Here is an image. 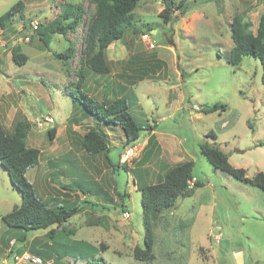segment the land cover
Instances as JSON below:
<instances>
[{
	"label": "rangeland",
	"instance_id": "obj_1",
	"mask_svg": "<svg viewBox=\"0 0 264 264\" xmlns=\"http://www.w3.org/2000/svg\"><path fill=\"white\" fill-rule=\"evenodd\" d=\"M20 1L24 3L22 12L5 22L6 27L0 26V123L12 133L22 118L31 122L27 144L41 155L39 165L29 170L27 178L43 202L56 207L89 200L110 208L88 210L64 224L76 232L74 239L97 248L103 245L106 249L98 248V253L105 264H264V192L215 169L200 148L206 141L216 144L229 156L230 164L244 169L250 179L264 173V146H260L264 144L262 65L259 60L245 58L239 66H232L225 59L233 47L234 18L243 15L256 32L264 0H188L186 14L176 10L173 17L177 21L169 23L159 16L164 0L140 2L134 15L141 32L126 31L123 41L111 44L107 49L110 73L89 72L83 86L87 95L98 101L120 97L119 85L127 88L124 93L132 102L130 112L148 130L141 132L126 163L121 161L126 140L122 128L103 121L98 126L95 116L85 118L83 113H88L70 94L81 97L73 91L79 60L73 61L74 72L68 77L54 57L70 46L79 56L83 54L86 21L66 35H55L50 49L33 28L48 24L71 9L69 5L74 7L72 19L80 6L83 19L88 20L95 4L92 0H0V17ZM145 34L155 42V48L143 41ZM31 35L28 41L26 37ZM15 45L27 56L24 66L12 60ZM154 55L164 65L153 63ZM145 67L152 71L143 80L139 71ZM216 103L226 105L227 110L202 112ZM89 127L108 135L110 162L105 154L90 156L81 147ZM152 127L156 132L153 144L148 141ZM52 128L57 129L53 141L49 140ZM209 132L216 139L208 138ZM188 161L194 162L193 176L204 186L162 213L155 229V260H136L133 251L136 246L143 247L145 233L139 189L162 181L168 169ZM60 185H73L76 191ZM77 187L84 188L86 194ZM124 191L130 198L123 212L117 193ZM61 193L71 194L72 203L62 201ZM53 197L58 200L49 199ZM21 202V193L0 163V264H17L11 251L20 249L23 231L9 228L1 219ZM80 205L87 204L80 201L76 206ZM101 218L105 223L99 225ZM46 232L30 233L27 249L37 241L41 248ZM65 261L84 264L74 256Z\"/></svg>",
	"mask_w": 264,
	"mask_h": 264
},
{
	"label": "trees",
	"instance_id": "obj_2",
	"mask_svg": "<svg viewBox=\"0 0 264 264\" xmlns=\"http://www.w3.org/2000/svg\"><path fill=\"white\" fill-rule=\"evenodd\" d=\"M96 9L94 14L88 19H83V9L78 6V12L72 19L73 6L71 9L65 10L64 13L58 15L54 20L46 25H40L36 32L39 39L43 41L46 48L50 49L52 39L55 35H66L70 30H77L80 22L86 21L87 30L84 32L85 50L81 56L78 55L74 47H68L62 53H55L54 57L61 62L64 74L71 77L73 70L71 68L73 61L79 60L80 69L75 72L77 83L75 86L76 92L81 93V97L70 93L75 102L83 107L85 118L95 116L101 126V121L120 126L125 135V144L123 148L135 146L140 140V134L144 130H148L139 124L130 112L132 107L130 97L124 92L127 91L125 86L119 85L121 96L113 100L103 98L101 101L88 96L83 86L88 83V73L92 72L98 75H108L110 73L109 62L107 58V49L115 42L123 41L126 31L132 30L134 34L140 33V28L137 25L139 21L134 15L135 9L143 0H92ZM24 8L23 2H18L13 5L9 11L0 17V26L6 27L5 22L10 21L12 17L20 14ZM188 8V0H180L175 4L172 0H164V8L159 16L165 23L177 21L173 17L177 10L181 15H185ZM146 24V23H144ZM148 30L150 26L146 24ZM33 29V28H32ZM233 47L225 57L226 61L232 66H239L243 59L253 58L259 60L262 65V82L264 83V14L261 16L256 32L251 30L250 22L245 20V17L236 16L231 25ZM33 36L31 35V38ZM12 60L16 65L24 66L27 62V56L23 54L22 47L15 45L12 50ZM223 57V55H221ZM152 58L153 63L164 65L162 60L155 57ZM151 60V61H152ZM147 64V63H146ZM148 65V64H147ZM159 66V67H160ZM139 71L145 79L149 76L152 69L143 68ZM145 76V77H144ZM130 78V77H129ZM84 91V92H83ZM105 93L107 96L109 92ZM134 98H137L134 97ZM76 108V106H75ZM226 111L227 106L216 103L212 107L203 109V113L210 114L217 111ZM32 124L26 119L19 120L12 133L0 123V163L9 174L12 185L19 190L22 195V202L19 206L2 217L1 221L11 229L22 230L23 234L18 241L21 242V247L18 250L11 251V257L16 253L23 254L29 251L43 258V262L51 261V264H68L65 261L67 256H74L84 264H105L102 257L99 256V249L105 250L103 245L98 248L92 246L85 240L74 239L76 232L74 230L63 227L71 218L83 214L86 211L104 212L110 210L108 206L99 204L93 201L80 200L82 204L76 206L79 200L75 201L72 206L59 205L50 206L48 202H43L37 195L34 185L27 178V172L38 166L40 162V151L36 148H30L27 144L29 133L31 132ZM86 133L82 136L81 147L90 156L105 154L109 159L110 141L108 135L99 132L95 127H89ZM154 130V127L149 128ZM251 129L252 126H251ZM57 134V129L49 130V140L53 141ZM207 137L216 136L209 132ZM150 139L149 142H152ZM148 142V144H149ZM264 146V144H260ZM201 152L207 161L218 170L227 173L236 180L251 184L261 189L264 192V173L258 172L253 178H248L244 169L233 167L229 162V156L216 144L204 142L200 145ZM112 165V164H111ZM113 166V165H112ZM119 168L118 166H113ZM194 162L188 161L177 164L168 169L162 181L141 187L139 191L142 193V208H143V224L145 228L143 247L136 246L133 251V256L136 260L151 263L155 260V229L161 220L163 212L170 211L176 206L178 199L192 196L196 189L204 186V183L197 180L193 176ZM54 183V179H50ZM194 181V183H193ZM193 183V184H192ZM62 189L71 192L76 191L70 186H62ZM84 192V188L77 187ZM102 191V189H99ZM62 201L72 203L71 194L61 193ZM64 195L67 198H64ZM117 195L121 200L120 210L124 212L127 201L130 195L124 192H118ZM50 198L51 200H58ZM104 218L99 219L98 224H104ZM61 227L60 230L52 227ZM46 230V237L41 248H37L38 241L27 249V241L29 234L36 231ZM41 240V241H42ZM11 241V240H10ZM17 243L15 242V245ZM85 259H88L85 261Z\"/></svg>",
	"mask_w": 264,
	"mask_h": 264
},
{
	"label": "built area",
	"instance_id": "obj_3",
	"mask_svg": "<svg viewBox=\"0 0 264 264\" xmlns=\"http://www.w3.org/2000/svg\"><path fill=\"white\" fill-rule=\"evenodd\" d=\"M33 28L36 30L38 28V26H35V27L33 26ZM26 39L28 41H30L31 36H27ZM142 39L152 49L155 48V42L153 40H151V37L148 34L143 35ZM132 154H133V148L132 147L126 148L124 154L121 157V161L123 163H126L129 160V158L132 156ZM124 216L126 218H129L130 215H129V213H125ZM13 259H14L15 263H17V264H26V263L43 264V260L40 256L35 255V254H31L29 252H25L22 255L17 253Z\"/></svg>",
	"mask_w": 264,
	"mask_h": 264
},
{
	"label": "crops",
	"instance_id": "obj_4",
	"mask_svg": "<svg viewBox=\"0 0 264 264\" xmlns=\"http://www.w3.org/2000/svg\"><path fill=\"white\" fill-rule=\"evenodd\" d=\"M189 16V13H188V15H187V17ZM186 17V18H187ZM183 19V18H182ZM152 133L150 134L151 136H150V138L148 139V141L150 140V139H153V136L155 137V134H156V132L154 131V130H150ZM125 142V141H124ZM124 145V144H123ZM29 172V171H28ZM27 172V173H28ZM51 181V180H50ZM50 199V198H49ZM14 242V243H13ZM10 243H12V245L13 246H15V241L12 239L11 241H10ZM14 249V248H13ZM18 249V248H17ZM16 249V250H17ZM12 250V249H11ZM17 253H15L12 257L14 258V256L16 255Z\"/></svg>",
	"mask_w": 264,
	"mask_h": 264
},
{
	"label": "water",
	"instance_id": "obj_5",
	"mask_svg": "<svg viewBox=\"0 0 264 264\" xmlns=\"http://www.w3.org/2000/svg\"><path fill=\"white\" fill-rule=\"evenodd\" d=\"M153 33H155V31H152Z\"/></svg>",
	"mask_w": 264,
	"mask_h": 264
}]
</instances>
